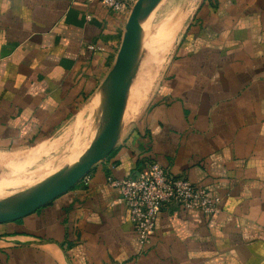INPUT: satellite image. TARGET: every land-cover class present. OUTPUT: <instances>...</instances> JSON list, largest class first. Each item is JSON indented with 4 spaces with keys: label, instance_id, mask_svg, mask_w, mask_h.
<instances>
[{
    "label": "crops",
    "instance_id": "crops-1",
    "mask_svg": "<svg viewBox=\"0 0 264 264\" xmlns=\"http://www.w3.org/2000/svg\"><path fill=\"white\" fill-rule=\"evenodd\" d=\"M128 16L100 0H0L1 153L31 154L96 120ZM179 19L159 26L173 32L169 54L138 119L136 85L114 151L52 202L0 222V264H264V0H195ZM153 162L220 202L213 215L165 206L143 245L108 178Z\"/></svg>",
    "mask_w": 264,
    "mask_h": 264
},
{
    "label": "water",
    "instance_id": "water-1",
    "mask_svg": "<svg viewBox=\"0 0 264 264\" xmlns=\"http://www.w3.org/2000/svg\"><path fill=\"white\" fill-rule=\"evenodd\" d=\"M164 0H137L125 24L115 62L100 84L97 131L87 150L33 186L0 197V222L20 219L71 190L115 149L125 128L132 82L148 26Z\"/></svg>",
    "mask_w": 264,
    "mask_h": 264
},
{
    "label": "built area",
    "instance_id": "built-area-1",
    "mask_svg": "<svg viewBox=\"0 0 264 264\" xmlns=\"http://www.w3.org/2000/svg\"><path fill=\"white\" fill-rule=\"evenodd\" d=\"M105 8L129 15L137 0H100ZM109 185L119 191L130 211L131 223L140 242H152L160 211L170 204L199 210L213 215L219 210L220 199L212 197L204 188L196 186L185 176L171 173L158 162L149 164L135 176L108 178Z\"/></svg>",
    "mask_w": 264,
    "mask_h": 264
},
{
    "label": "rangeland",
    "instance_id": "rangeland-1",
    "mask_svg": "<svg viewBox=\"0 0 264 264\" xmlns=\"http://www.w3.org/2000/svg\"><path fill=\"white\" fill-rule=\"evenodd\" d=\"M194 2L195 0H164L150 21L146 33L145 41L149 39L156 32V30L159 28L161 23H163L165 20L173 19L180 21L179 18L183 19L188 13L189 7ZM168 54L166 56L163 66L166 63ZM142 109L143 106L140 112L138 113V115L136 116L135 120L138 119ZM133 122L134 121L125 125V128H128L130 124ZM97 127H98L97 121L96 120L94 121L92 119V115H88L86 116L85 119H82L77 122H71L70 126L65 131H63L60 136L55 138L51 145L49 146L42 145V147L45 148L42 155L32 162L22 161L23 165L19 170H16V168L13 167H9L8 164H4V163L0 164V166H2L1 168L5 167L8 170V172L6 171L3 174V176H5L3 177V182L4 180L5 182L4 184L2 182V184L0 185V197L10 195L21 189L34 185L38 183L40 180H42L45 176H47L50 172L66 164L70 158H72L74 155H76L86 146L90 145L94 135L96 134ZM29 149H32V147ZM26 152L29 151L16 152V153L0 152V156L10 155L9 157L2 158L5 159L6 162L10 163L11 159H13V156L18 157L19 155L20 156L22 155V157H19L20 159L26 158L24 156ZM41 167H48L49 169L48 172H46L45 174H43V176L40 177L30 178V179L25 178L26 176L37 171Z\"/></svg>",
    "mask_w": 264,
    "mask_h": 264
},
{
    "label": "bare ground",
    "instance_id": "bare-ground-1",
    "mask_svg": "<svg viewBox=\"0 0 264 264\" xmlns=\"http://www.w3.org/2000/svg\"><path fill=\"white\" fill-rule=\"evenodd\" d=\"M170 29L167 26V24H164L159 29H157L156 32L149 39H147V43H146L145 48L143 46L144 51H142L143 54L141 55L140 62H139L136 74L134 76V79L132 82V87H131V92H130V100H129L128 110L131 106L130 102L132 103V101H133L134 93H135V89H136V85H137L135 99L132 103V106H131L132 108L130 110V116L131 117L136 116V114L139 111V108L141 106V103L144 101L146 94L150 90V87L152 86L153 81L155 80L160 68L162 67V64L164 62V53L167 51L168 46H169L168 38L171 34H173V32L171 33ZM173 31H174V29H173ZM128 110H127V113H128ZM126 118H127V114H126ZM94 121H95V119H94ZM87 148H88V146L83 148L76 155H74L72 158H70L67 163H69V161L71 162V161L75 160L82 153H84L87 150ZM44 149H45L44 147H39L36 150H34L31 154H27V155L24 154V156L26 157L24 159L23 158L20 159L19 157L13 156V159H11L10 163L6 162L5 159H0V164H2V163L8 164L9 167H13V168H16V170H19L21 168V166L23 165L22 161L32 162V161L36 160L38 157H40L42 155ZM45 153H46V151H45ZM20 157H22V155ZM8 160H10V159H8ZM1 167L2 166H0V185L3 182V177H5V176H3L4 172H6V171L8 172V170L5 167H3V168H1ZM48 170H49L48 167H41L37 171L26 176L25 178L30 179V178H36V177L43 176V174L48 172ZM6 175H7V173H6ZM19 177H21V176H19ZM14 179H16V178H14ZM4 182H5V180H4ZM4 182H3V184H4ZM31 186H33V185H31Z\"/></svg>",
    "mask_w": 264,
    "mask_h": 264
}]
</instances>
